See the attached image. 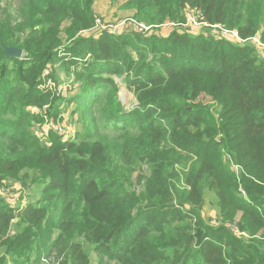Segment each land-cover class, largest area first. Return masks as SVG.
Masks as SVG:
<instances>
[{
  "label": "trees",
  "instance_id": "16d2710c",
  "mask_svg": "<svg viewBox=\"0 0 264 264\" xmlns=\"http://www.w3.org/2000/svg\"><path fill=\"white\" fill-rule=\"evenodd\" d=\"M0 1V189L12 179L40 194L15 209L0 195V264H91L90 253L97 264H264V0L122 5L149 27L184 25L193 10L240 42L88 36L96 0ZM58 63L75 76L69 98L43 89ZM115 77L135 94L131 111ZM62 101L88 108L84 130L44 141L32 110L56 121ZM207 193L214 220L202 217Z\"/></svg>",
  "mask_w": 264,
  "mask_h": 264
},
{
  "label": "rangeland",
  "instance_id": "374dc122",
  "mask_svg": "<svg viewBox=\"0 0 264 264\" xmlns=\"http://www.w3.org/2000/svg\"><path fill=\"white\" fill-rule=\"evenodd\" d=\"M127 0H119L117 3L112 0H96L94 5L95 13L101 22L100 27H96L93 32L86 33L84 35H95L98 29L107 31L110 35H118L130 31H134L141 37L158 36L165 38L170 35L172 31H187L190 34L198 35L200 33L214 35L218 39H226L232 42H240L233 34L227 33L226 30L216 27H207L202 24L198 18V15L193 10L187 12V21L183 25L178 24H164L155 27H149L145 24H138L134 18V12L124 9L122 5ZM1 2V1H0ZM0 8H5V5L1 3ZM92 33V34H91ZM256 42V41H254ZM25 58V54L23 59ZM53 71H46L43 75L44 84L43 89H49L56 96L63 99L74 96L76 92L68 95L67 87L72 89L74 85L75 76L73 73L69 74L64 68H61L58 63L54 66ZM52 73L55 76L56 82H54ZM47 75V76H46ZM45 76V77H44ZM117 84L120 86L119 97L123 108L126 111H131L137 107L138 102L133 91H130L126 85L122 82L120 77L114 78ZM51 83V86L47 88V85ZM77 87L74 88L76 90ZM61 108L63 111V117L54 120L49 114V108L33 109L32 112L39 114L43 117V122H34L33 130L42 139H47L49 134L54 133L59 135L64 140L75 138L77 133H82L84 130L82 110L88 109L85 105L80 104L78 106L76 102L70 103L67 101L61 102ZM62 130L61 132L58 131ZM36 187L29 185L24 186L21 182L7 179L3 181L0 189V195L4 198L10 208L15 209L18 207L26 206L30 202H35L39 198V192L35 190ZM217 216V205L215 199H213L212 193H207L205 197L204 208L202 209V217L206 220L215 219ZM91 264H97V257L94 253H90Z\"/></svg>",
  "mask_w": 264,
  "mask_h": 264
},
{
  "label": "water",
  "instance_id": "95a60500",
  "mask_svg": "<svg viewBox=\"0 0 264 264\" xmlns=\"http://www.w3.org/2000/svg\"><path fill=\"white\" fill-rule=\"evenodd\" d=\"M3 51L7 58L14 60H22L24 57V50L17 47L3 46Z\"/></svg>",
  "mask_w": 264,
  "mask_h": 264
},
{
  "label": "built area",
  "instance_id": "2783aa9c",
  "mask_svg": "<svg viewBox=\"0 0 264 264\" xmlns=\"http://www.w3.org/2000/svg\"><path fill=\"white\" fill-rule=\"evenodd\" d=\"M97 27H100L101 26V22H100V20H97V25H96ZM226 32L227 33H230V34H233V36L235 37V38H237L238 40H239V37H238V33L237 32H229V31H227L226 30ZM257 43H259V41H257V40H255ZM260 44V43H259ZM263 47H264V45H262ZM47 76V75H46ZM45 77V76H44ZM51 86V83H49L48 85H47V88H49ZM46 89V88H45ZM58 131L59 132H61L62 130H59L58 129Z\"/></svg>",
  "mask_w": 264,
  "mask_h": 264
}]
</instances>
